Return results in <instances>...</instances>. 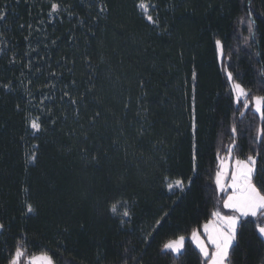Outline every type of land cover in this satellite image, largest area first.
<instances>
[{
    "label": "trees",
    "instance_id": "16d2710c",
    "mask_svg": "<svg viewBox=\"0 0 264 264\" xmlns=\"http://www.w3.org/2000/svg\"><path fill=\"white\" fill-rule=\"evenodd\" d=\"M146 2L156 23L139 0H0V264L18 241L54 264H204L189 237L230 215L214 177L234 126L232 157L264 168V120L240 116L216 49L264 97V0ZM257 223L227 264H264ZM181 235V254L161 251Z\"/></svg>",
    "mask_w": 264,
    "mask_h": 264
},
{
    "label": "snow or ice",
    "instance_id": "6c2138e0",
    "mask_svg": "<svg viewBox=\"0 0 264 264\" xmlns=\"http://www.w3.org/2000/svg\"><path fill=\"white\" fill-rule=\"evenodd\" d=\"M137 7L144 14L145 19L149 23H156L153 17L148 14L149 5L146 0H139ZM58 10V4H51L50 15ZM104 9L102 8L101 11ZM0 18H3L0 15ZM251 35L252 29L249 26ZM216 49L220 57H223V45L220 40L216 41ZM230 67V65H229ZM227 80L231 85V94L239 102L242 97H247L248 92L244 87L237 83L234 79L233 72L228 71V67L224 68ZM7 87V85H5ZM255 103V111L260 113L261 119L264 120V97H253ZM245 109L248 108V103H244ZM31 128L38 132L40 131V123L38 120H32ZM238 129L232 128V143L227 146V159L230 162L233 151L236 147L235 137ZM256 142L264 145V128L258 130ZM219 168L215 175V184L217 193L226 194L223 197V207L230 210L233 215H221L220 212L214 211L212 216L214 220H210L203 225L204 234L207 236V243L200 240L197 231H193L191 239L199 249L200 256L204 264H227L230 249L237 240L238 227L244 217H264V180H261L260 185L254 181L258 176H264V168L258 169L257 156L249 155L247 159H236L230 166H226L225 160L219 157ZM193 169L195 170V155L193 156ZM167 181V178H165ZM170 192L179 190L183 192L185 185L181 179H176L174 182L166 184ZM230 190V191H229ZM114 213L116 206L111 209ZM27 212H33V208L29 205ZM124 217H128L130 212L125 209L122 213ZM160 224V221H157ZM4 229V225L0 224V230ZM255 231L259 233V237L264 238V223H257ZM185 237L183 235L170 239L163 243L161 251L170 252L172 254H181L184 245ZM261 242H264L262 240ZM211 246L212 251H209ZM8 264H54L53 257L47 252H42L39 255H27L22 242H17L15 250L9 253Z\"/></svg>",
    "mask_w": 264,
    "mask_h": 264
},
{
    "label": "rangeland",
    "instance_id": "374dc122",
    "mask_svg": "<svg viewBox=\"0 0 264 264\" xmlns=\"http://www.w3.org/2000/svg\"><path fill=\"white\" fill-rule=\"evenodd\" d=\"M139 10H140V9H139ZM140 12H141V10H140ZM141 13H142V12H141ZM142 15H143V17L145 18V16H144L143 13H142ZM217 60H218V64L221 66L222 71H223V74H224V76H225V79H226V82H227V86H228V91L231 93V85L229 84V82H228V80H227L226 73L224 72V68L226 67V63H227V62H226V60H225L224 57H220V56H219L218 52H217ZM231 95H232V94H231ZM232 97H233V95H232ZM245 101H247V103H248V108H247V109H245V107H244V103H245ZM233 102H234V105L236 106V108H237V107L239 108V112L241 111L240 116H243V113H244V112L249 111V112L254 113V114L256 115V117H257L259 120H261L260 113H257V112L255 111V103H254V101H253V97H251V98H248V96H247V97H242V98L239 100V102H237V100L233 97ZM240 108H241V109H240ZM30 128H31V126H30ZM258 130H260L259 127H255V135H254V139L256 138V135H257ZM31 131L35 133V131H34L32 128H31ZM255 142H256V139H255ZM256 143H257V142H256ZM226 151H227V148H226ZM220 158H221V157H220ZM221 159H224V160H225V164H226V166H230V164L234 163V161L236 160V158H233V157H232L231 161L229 162L228 159H227V156H224V157H222ZM219 164H220V160H219V162H218L217 170H218V168H219ZM217 170H216V172H217ZM215 175H216V174H215ZM214 185H215V187H216V184H215V177H214ZM168 191H169V190H168ZM229 191H230V190H229ZM218 195H223V197H224L226 194L218 193ZM221 206H222L221 208H223L225 211L230 212V215H233V213H232L230 210L225 209V208L223 207V199H222V204H221ZM244 218H247V217H244ZM248 218H250V219H256V218H258V217H248ZM191 236H192V234L190 235L189 239H190V241L192 242V244L194 245V247H196L195 243H194V242L192 241V239H191ZM199 238H200V240H201L202 242H204V240L200 237V235H199ZM204 243H205V242H204ZM174 255H177V254H174Z\"/></svg>",
    "mask_w": 264,
    "mask_h": 264
},
{
    "label": "crops",
    "instance_id": "0c3cea01",
    "mask_svg": "<svg viewBox=\"0 0 264 264\" xmlns=\"http://www.w3.org/2000/svg\"><path fill=\"white\" fill-rule=\"evenodd\" d=\"M227 212V211H226ZM222 216L224 214L220 213ZM215 218L212 216L210 220H214ZM209 220V221H210ZM258 233V232H257ZM198 234L200 235V237L204 240L205 243H207V236L204 234V230H203V226L201 227V231L198 232ZM259 235V233H258ZM261 238V237H260ZM262 240H264V238H261ZM192 243V242H191ZM194 246V245H193ZM195 249L199 252V249L197 247H195ZM209 251L211 252L212 249H211V246H209Z\"/></svg>",
    "mask_w": 264,
    "mask_h": 264
}]
</instances>
